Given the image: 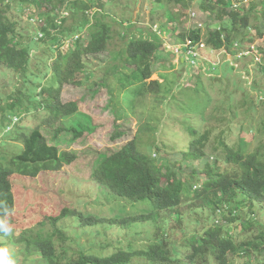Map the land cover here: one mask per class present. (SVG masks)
<instances>
[{
  "label": "trees",
  "instance_id": "trees-1",
  "mask_svg": "<svg viewBox=\"0 0 264 264\" xmlns=\"http://www.w3.org/2000/svg\"><path fill=\"white\" fill-rule=\"evenodd\" d=\"M21 1L36 10V15L42 22L41 33L36 40L47 39L50 46L57 49L48 66L54 84L48 86L35 81L34 78L39 73L30 68L31 42L34 38H23L17 22L7 16L8 0H0V65L13 70L23 82L22 88L15 92L4 96L0 94V124L4 130H10L6 132L3 141H6V147L10 145L7 140L12 141L10 153L0 154V217L4 215L5 206L10 213L15 208V194L10 185L13 175L35 177L42 171H58L63 165L73 164L78 159L74 152L59 148V138L67 135L72 142L76 141L91 130L92 120L78 112L76 101H63L62 90L66 85H83L89 74L85 60L87 55L107 51L116 35V28L102 17L104 2L94 7L87 0ZM150 1L161 5L163 1L179 4L182 0ZM197 1L198 11L215 21L209 19L203 36L202 27L196 24L178 31L176 24L181 15L170 16L167 25H171H165L164 28L171 34H176L177 42L174 44L185 43L187 39L192 45L202 41L205 48L201 52L225 50L236 56L243 51L242 46L254 45L257 37L264 41V30L259 27L255 28L257 37L248 32L249 18L256 9L255 4L252 3L248 10L242 11L236 8L244 0ZM262 4L264 5L263 1ZM62 10L68 14L61 15ZM124 37V45L117 51H110L113 64L108 66V72L114 80L116 77L123 82V87H133V104L137 103L136 99L138 103L145 102L149 95L158 102L160 94L165 88H172L176 79L173 72H160L157 79L148 80L154 73L155 63L163 60L166 53L160 48V39L155 35L146 37L132 34ZM67 39L71 41L66 42ZM258 50L264 58L263 46ZM262 62L258 67L264 74V60ZM122 66L126 69L123 78L119 75ZM170 66L166 63L160 65L164 70ZM130 77L135 82L128 81ZM114 80L109 82L111 103L116 120H122L124 117L121 116L118 98L112 88ZM133 106V115H136V109L140 108L136 107L137 104ZM22 112L24 116H20ZM32 112L35 115H30ZM38 112L44 114L38 124L27 127L22 123L28 118L36 117ZM137 115L139 119L147 116L144 112ZM73 116L77 118H73L69 125L60 124ZM13 119L20 121L14 123ZM147 123L149 124L148 119ZM52 125L57 126L52 127V141H49L42 128ZM143 126L146 124L143 123L139 131L143 130ZM126 134L125 129L117 125L112 140ZM190 135L191 139L185 149L172 150L177 154L173 161L165 158L168 150L159 152L156 149L159 158L155 157L156 154L153 157L141 151L136 134L125 139L119 149L94 156L88 173L89 179L111 195L131 204L142 205L141 211L102 218L86 215L75 209L66 216L48 217L50 235H23L20 243L28 251H37L46 264H133L135 257L142 258L148 264H231L229 254H238L246 260L250 256H264V228L256 221L257 214L264 209V158H260L258 152L248 153L247 149L229 147L222 140L218 142V147L222 149L218 151V147L213 145L211 156L206 149L210 132L192 129ZM189 160L190 173L186 169L189 165L182 164ZM221 163L224 164L223 167ZM183 205L192 209L207 207L213 214L219 210H224V213L220 224H213L201 233L187 238L184 244L190 250L178 255L177 247L184 245L172 244L174 233L167 230L160 212H177ZM243 214H249L250 217L245 219ZM63 217L72 220L80 230L88 231V228L105 224L104 230H122L124 237L114 242L108 240L103 244L97 243L87 250L81 249L75 256L70 255L69 247L63 248L64 245L60 244L72 240L73 235L77 237L78 233L69 226L60 225ZM238 221L242 229L250 233L256 229V233L238 240L230 229V225ZM40 223L43 225L44 221ZM145 223L153 226L154 237L150 235L148 240L141 238L144 243L131 238L130 235L135 237L141 234V226ZM115 243L128 248L113 247ZM60 247L62 250L58 249ZM259 264H264V259Z\"/></svg>",
  "mask_w": 264,
  "mask_h": 264
},
{
  "label": "rangeland",
  "instance_id": "rangeland-1",
  "mask_svg": "<svg viewBox=\"0 0 264 264\" xmlns=\"http://www.w3.org/2000/svg\"><path fill=\"white\" fill-rule=\"evenodd\" d=\"M87 1L91 2L94 7L104 2L102 17L116 28V35L107 51L87 55L85 60L89 74L83 85H66L62 90L63 101H76L78 112L91 118V130L74 142L67 135H61L59 138L60 149L70 150L78 156L75 163L63 165L58 171H42L35 177L15 174L10 178V185L15 194V208L7 219L13 226V232L10 235L0 233V242L9 247L16 264H46L37 251L25 249L20 243V237L50 235L51 226H49L48 219L50 216H66L75 209L83 214L102 218H114L141 211L142 205L131 204L111 195L105 188L92 182L88 175L92 160L97 153L119 149L125 139L134 134H136L137 145L141 151L154 157L156 149L159 152L168 150L165 158L169 161L177 158L174 151L185 149L191 139L192 129L210 132L206 149L211 156L213 155L212 146L218 147L219 140H222L229 147L247 149L248 153L258 152L260 158H264V74L258 67L264 60L258 50L262 46L264 48V41L255 34L256 27L264 30V5L262 4L264 0L248 2L244 0L236 8L245 11L252 3L255 4L256 9L249 18L248 29L251 36L257 37L254 45L242 46L243 53L236 56L225 50L213 52L204 50L196 62L189 64L182 62L180 54L170 52V48L177 45L174 44L177 42V37L164 26L170 22V16L181 15L178 18V25L176 24L178 31H183L199 22L203 25L204 36L209 19L211 21L215 19L208 18L198 11L197 0H182L179 4L163 1L161 5L154 4L150 0ZM8 5L7 16L17 22L23 38L25 36L34 38L31 42L30 68L39 73V76L34 78L35 81L43 85H53L48 66L57 49L50 46L47 39L36 40L41 33L40 25L42 24L36 15L38 13L21 0H8ZM193 11L196 13L195 18L190 17ZM255 15L258 17L256 18ZM132 34L146 35V37L155 35L161 41L160 48L166 51V53L163 52L166 56L162 54L163 60L155 63L154 73L148 80L157 79L160 72H173L176 77V81L173 82L175 85L172 88H165L158 102H155L152 95L146 97L143 103H138L136 99V107L140 108L136 109V115H133L132 111L133 105H136L133 104L134 99L132 100L133 87H123L124 83L118 81L116 77L114 80L107 70L108 66L113 64L110 51L119 50L124 45L122 37L127 38ZM69 41L71 40L67 39L66 42ZM163 63L167 66L169 64L174 66V69L172 71L171 67L170 70L161 69L160 65ZM121 68L119 75L123 78L126 69L125 66ZM112 80H114L112 88L118 98L121 116L124 117L121 118L122 120L119 119L120 121L116 120L115 109L111 103L109 82ZM128 81L135 82L132 77ZM22 85L21 78L16 76L13 70L0 65L1 95L15 92L18 88H22ZM139 112H144L147 116L139 119L137 115ZM24 115L23 112L20 114V116ZM30 115H35V113L32 112ZM43 115L42 112H38L36 117L28 118L22 123L27 127L35 126ZM73 118L76 119L77 116L70 117L60 124L69 125ZM13 121L18 123L20 120L13 119ZM143 123L146 126L139 131ZM117 125L125 129L127 134L117 140H112V135L117 131ZM56 126L42 128L49 141H52V129ZM7 131H10L9 128L4 130L0 124V154L11 151L12 141L7 140L10 144L8 147L5 146L6 141H3ZM221 149L222 147L217 148L218 151ZM155 157L159 158V155L156 154ZM185 163L189 165L186 169L190 173V160L182 162V164ZM221 166L223 167L224 164L221 163ZM177 210V212L161 211L160 216L162 220H165L167 230L174 233L172 244L184 245V247H177L178 255L190 250L185 247L187 244H184L187 238L201 233L213 224H220L219 221L223 220L224 213V210H219L213 214V211L207 207L192 209L185 205ZM243 217L246 219L250 215L243 214ZM41 221H44L43 225ZM256 221L261 228H264V209L257 214ZM60 225L77 230V237L73 235L72 240L60 244V246L64 245L63 248L69 247V254L74 256L81 249L87 250L97 243L103 244L108 240L114 242L124 237L122 230L119 231L116 228L104 230L105 224H98L84 231L78 229L72 220L63 217ZM230 229L238 240L246 236L251 237L252 233H256V229H253L252 233L242 229L239 221L231 224ZM257 229L259 230V227ZM141 230L139 236L130 235V237L142 243L145 241L141 238L148 240L150 235L154 237V228L151 224H143ZM130 233L133 234L132 231ZM113 247L128 248L119 243H115ZM58 249L62 250L61 247ZM263 259L264 256L256 258L250 256L247 260L238 254L228 256L231 264H259ZM133 264L148 263L142 258L135 257Z\"/></svg>",
  "mask_w": 264,
  "mask_h": 264
},
{
  "label": "built area",
  "instance_id": "built-area-1",
  "mask_svg": "<svg viewBox=\"0 0 264 264\" xmlns=\"http://www.w3.org/2000/svg\"><path fill=\"white\" fill-rule=\"evenodd\" d=\"M68 13L65 10L61 11V15H67ZM196 13L193 11L190 13L191 18H195ZM198 27H202V24L199 22L195 23ZM205 48L204 42L200 41L195 45H192L191 42L187 39L185 43L177 44L170 48V52L173 54H180L182 59L186 61V63H194L201 57V49ZM241 51L239 54H242Z\"/></svg>",
  "mask_w": 264,
  "mask_h": 264
},
{
  "label": "clouds",
  "instance_id": "clouds-1",
  "mask_svg": "<svg viewBox=\"0 0 264 264\" xmlns=\"http://www.w3.org/2000/svg\"><path fill=\"white\" fill-rule=\"evenodd\" d=\"M10 210L5 206L4 215L0 217V232L4 235H10L13 232V226L9 223L7 217ZM0 264H16L9 247L0 242Z\"/></svg>",
  "mask_w": 264,
  "mask_h": 264
},
{
  "label": "crops",
  "instance_id": "crops-1",
  "mask_svg": "<svg viewBox=\"0 0 264 264\" xmlns=\"http://www.w3.org/2000/svg\"><path fill=\"white\" fill-rule=\"evenodd\" d=\"M182 62H184L183 59H182ZM170 67H171V71H172V70L174 69V66H170ZM170 67H169V68H170ZM169 68H168V70H170Z\"/></svg>",
  "mask_w": 264,
  "mask_h": 264
}]
</instances>
